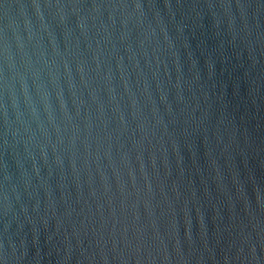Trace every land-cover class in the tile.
<instances>
[{
  "label": "water",
  "instance_id": "water-1",
  "mask_svg": "<svg viewBox=\"0 0 264 264\" xmlns=\"http://www.w3.org/2000/svg\"><path fill=\"white\" fill-rule=\"evenodd\" d=\"M0 264H264V0H0Z\"/></svg>",
  "mask_w": 264,
  "mask_h": 264
}]
</instances>
